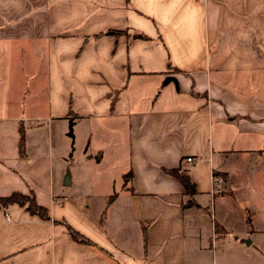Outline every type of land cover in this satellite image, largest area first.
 <instances>
[{"label": "crops", "instance_id": "crops-1", "mask_svg": "<svg viewBox=\"0 0 264 264\" xmlns=\"http://www.w3.org/2000/svg\"><path fill=\"white\" fill-rule=\"evenodd\" d=\"M78 138L116 166L90 193L56 184ZM14 192L50 219L0 209V264H264V0H0V197Z\"/></svg>", "mask_w": 264, "mask_h": 264}, {"label": "rangeland", "instance_id": "rangeland-1", "mask_svg": "<svg viewBox=\"0 0 264 264\" xmlns=\"http://www.w3.org/2000/svg\"><path fill=\"white\" fill-rule=\"evenodd\" d=\"M34 106H36L34 109ZM29 105L30 111L33 113V110H37V103ZM40 108L43 106V103L39 104ZM93 147L90 145L88 147V151L92 152ZM70 153L73 154L74 160L71 162V160H67L62 165H59L58 162V177H56V184L58 185V189L61 191L67 190L68 192H87L90 193L92 191H95L98 187V182H96V179L94 178L95 173L99 174H109V172H113L116 170V166L114 165H107L103 163L95 162L93 159L88 163L83 158V149L81 147V139L78 138V140L75 141L73 148H70ZM68 172L71 176H67L65 174V177H61L63 172ZM71 178L72 182L70 184L63 183L65 182L66 178ZM209 205V204H208ZM208 211L212 210V207H207ZM213 215V218L210 220L211 215L207 216V224H203L202 227V240L203 244L208 241V244H212L208 249V253L210 256L214 257L215 252H221V250L226 246V243L224 242V238H222V234L220 235V232L217 231V233L213 232L211 235L210 233V227H211V221L214 224V222L220 221L218 218V211ZM235 212L232 214V217L228 218L226 223L227 225L231 226L232 229H236L239 226V220L235 216ZM208 230V233H207ZM206 237V238H205Z\"/></svg>", "mask_w": 264, "mask_h": 264}, {"label": "trees", "instance_id": "trees-1", "mask_svg": "<svg viewBox=\"0 0 264 264\" xmlns=\"http://www.w3.org/2000/svg\"><path fill=\"white\" fill-rule=\"evenodd\" d=\"M117 32V31H115ZM69 134L71 132L69 131ZM19 150L21 153H23L24 149V132L21 129L20 130V136H19ZM167 173H170L173 175L177 180L181 182V184L184 187L185 194L187 195H193L195 191V185L194 183L189 179V176L184 169H168L166 170ZM16 203L18 205L25 206L26 210L33 215H39L43 219H50L49 213L47 212V209L39 204L36 203L33 196L30 194H24L19 192H14L9 195H6L5 197H0V209L6 208L9 204ZM69 232L72 236V238L77 242H83L87 244H93L89 239H87L84 235L78 233L73 228L69 227Z\"/></svg>", "mask_w": 264, "mask_h": 264}, {"label": "built area", "instance_id": "built-area-1", "mask_svg": "<svg viewBox=\"0 0 264 264\" xmlns=\"http://www.w3.org/2000/svg\"><path fill=\"white\" fill-rule=\"evenodd\" d=\"M186 160L187 161H193V159L191 157L186 158ZM212 179H213V187H212L211 194L217 193L220 191V189L217 186H214V183L217 184L218 182L221 181V179L217 176H213Z\"/></svg>", "mask_w": 264, "mask_h": 264}]
</instances>
